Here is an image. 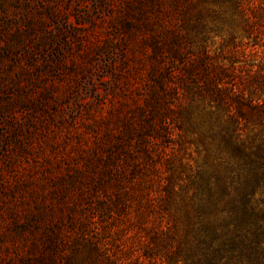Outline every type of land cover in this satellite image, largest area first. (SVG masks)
<instances>
[{
	"label": "rangeland",
	"instance_id": "374dc122",
	"mask_svg": "<svg viewBox=\"0 0 264 264\" xmlns=\"http://www.w3.org/2000/svg\"><path fill=\"white\" fill-rule=\"evenodd\" d=\"M191 1L203 8L205 28L190 30L188 45L209 42L226 59L234 58L230 36L252 46L240 9ZM240 3L255 15L264 7V0ZM186 8L184 0H0V264H39L49 228L65 253L96 236H105L108 252L132 245V216L96 235L98 195H84L85 171L106 156L105 135L115 140L143 104L154 52L148 40L156 39L165 64L164 42L183 31Z\"/></svg>",
	"mask_w": 264,
	"mask_h": 264
},
{
	"label": "trees",
	"instance_id": "16d2710c",
	"mask_svg": "<svg viewBox=\"0 0 264 264\" xmlns=\"http://www.w3.org/2000/svg\"><path fill=\"white\" fill-rule=\"evenodd\" d=\"M184 1L187 20L164 42L165 64L148 40L143 104L115 140L105 135L106 156L85 171L84 195H98L96 235L132 216V245L108 252L96 236L65 253L49 228L39 264H264V7L255 15L240 0H212L240 9L253 37L251 47L229 37L236 61L209 42L188 45L192 30L205 27L200 4Z\"/></svg>",
	"mask_w": 264,
	"mask_h": 264
}]
</instances>
